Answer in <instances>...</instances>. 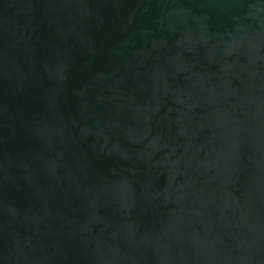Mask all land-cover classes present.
<instances>
[{"label":"water","instance_id":"95a60500","mask_svg":"<svg viewBox=\"0 0 264 264\" xmlns=\"http://www.w3.org/2000/svg\"><path fill=\"white\" fill-rule=\"evenodd\" d=\"M0 264H264V0H0Z\"/></svg>","mask_w":264,"mask_h":264}]
</instances>
